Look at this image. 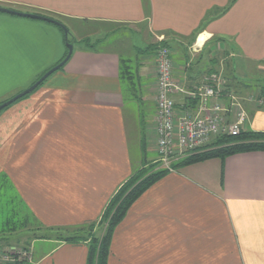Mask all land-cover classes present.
<instances>
[{"label":"crops","instance_id":"obj_1","mask_svg":"<svg viewBox=\"0 0 264 264\" xmlns=\"http://www.w3.org/2000/svg\"><path fill=\"white\" fill-rule=\"evenodd\" d=\"M230 3L0 0V7L64 25L80 22L78 43L101 35L90 32L98 26L141 35L128 52L166 44L174 79L186 91L222 71L227 86L243 99L248 115L244 129L264 132V0ZM28 19L0 13V53L29 48L33 65L42 68L53 46L54 62L59 61L60 34ZM156 52L142 56L140 69L148 82L143 100L153 104L144 110L148 124L140 117V106L124 100L119 67L126 55L82 45H74L63 69L0 116V169H7L43 233L99 222L117 190L136 171L157 162ZM41 72L15 89L25 88ZM9 91L0 93V100ZM174 99L179 112L195 107L184 94ZM234 115H229L230 122ZM147 136L152 140L150 156ZM36 242L40 247L30 250V264H87L86 244L59 242L55 236ZM108 264H264V152L213 158L165 175L115 229Z\"/></svg>","mask_w":264,"mask_h":264},{"label":"trees","instance_id":"obj_2","mask_svg":"<svg viewBox=\"0 0 264 264\" xmlns=\"http://www.w3.org/2000/svg\"><path fill=\"white\" fill-rule=\"evenodd\" d=\"M235 1L236 0H231L229 6H231ZM57 28L64 34V31L61 28L58 26ZM70 35L72 34L69 33V36ZM65 40L69 43L77 42V40ZM83 42L88 43L90 42V39L87 38ZM157 48L158 46L150 45L145 50L136 49L137 51L134 52L136 53L134 55L120 57L119 77L124 87V100L126 102H135L140 106L139 113L142 120L144 119L145 108L153 107V105H149L148 102L143 100L148 94V82H146L140 74L142 56L148 54L149 52V54L152 55L156 52ZM63 68L64 67L61 69ZM27 97L28 96L22 99ZM192 103L196 104V101H193ZM249 152H264V132L244 130L236 137L228 135L221 136L217 138L213 144H211V149L183 159L175 165V168L181 169L213 158H220L224 160L232 155ZM145 164H149V162H146ZM149 165V167H143L136 171V173L117 190L115 195L109 201L108 206L106 207L99 222H93L75 229H49L47 231L64 232V234L59 233L58 236L55 235V240L59 242L86 244L89 249L87 264H108L115 229L124 220L133 204L151 186L168 174L166 170L157 168V164ZM17 195L27 214L25 218L19 222L20 225H18V228H9L7 229L8 231L4 229V227L0 229V250H3L6 247L12 250L11 248L15 247L10 245L9 238L6 237L8 235H12V232H21L26 229L27 231L33 233L34 238L32 237V239L34 240L50 239L53 237V234L41 233L42 230L40 229V224L36 217H34L29 211L21 196L19 194ZM17 250L18 249L14 250V252ZM25 250L27 249L25 248ZM1 253L2 251H0V254ZM4 253L9 254V252ZM10 253L13 254L12 252ZM13 257H15L14 264H30L28 260L18 261V254L13 255Z\"/></svg>","mask_w":264,"mask_h":264},{"label":"built area","instance_id":"obj_3","mask_svg":"<svg viewBox=\"0 0 264 264\" xmlns=\"http://www.w3.org/2000/svg\"><path fill=\"white\" fill-rule=\"evenodd\" d=\"M174 69L170 47L160 44L156 52L154 132L158 160L155 164L168 173L177 172L175 165L183 159L211 149L217 138L239 136L248 121L243 99L230 90L222 71L206 75L201 84L189 92L174 79ZM176 94H184L188 103L196 101L193 110L179 112L174 99ZM257 103L261 106L263 101L257 100ZM231 113L235 114L234 122H230ZM15 254L19 256L18 261L32 263L30 250Z\"/></svg>","mask_w":264,"mask_h":264},{"label":"rangeland","instance_id":"obj_4","mask_svg":"<svg viewBox=\"0 0 264 264\" xmlns=\"http://www.w3.org/2000/svg\"><path fill=\"white\" fill-rule=\"evenodd\" d=\"M34 21L37 22L38 20H34ZM38 22H43L45 24H48L54 27V29L60 34L61 36V58L59 61L57 60L54 62L55 55H54L53 46H52L51 47L52 53H50V56H46L44 60L42 59L43 67L40 68V67L33 65L32 61L30 60V56H34V54L29 48L19 49V52L17 54H13L12 52L11 53L1 52L0 53V93L10 90L11 94L7 95L4 99L0 100V104L16 97L17 95L21 94L25 90L29 89L32 86V84H34L39 78H41V76H43L47 71H49L54 66L59 64L60 61L65 58L68 52L69 47H68V42L65 41L66 37L63 33H61V31L57 28V26L51 23H48V22H44V21H38ZM64 23L67 26V28H69L73 33V35L68 36V38L66 39H69L71 41L78 40L81 33L79 34L77 31H80L83 29L81 25L82 23L80 22H64ZM84 27L88 28V26H84ZM107 30L108 29L106 27L100 28L98 26H94V28H90V32L93 33V32L101 31L100 32L101 35L92 36L90 38V42L88 43L75 42L74 45L76 46L82 45L90 49L118 50V51H122L126 56H129L130 54L131 55L136 54L134 52H128V51H131V48H130L131 44L132 43L135 44L136 41L139 40L141 35L137 34L136 32L130 31V30H123L119 32L118 31L113 32V31H107ZM133 38H135L136 40ZM14 56L16 57V59H14ZM39 71H42V72L41 74H39V77L37 78V80H34L33 82H31L25 88H22L24 87L22 86L20 90H17L18 89L17 87H19L18 85H21V84H24L30 81ZM54 74H52L49 78H52ZM15 87L17 89H15ZM16 102L11 104L7 108H5L0 113V116L3 115L4 112H8L10 107L15 105ZM148 103L149 105H153L151 104L150 100H148ZM151 110H149V112ZM144 120L148 124L150 120L149 116H146ZM151 141L152 140L147 136L146 137V142H147L146 155L147 156L151 155V146H152ZM17 194H18V190L16 189L15 184L10 177V174L7 172V169L6 170L0 169V229H2L3 227L6 230L9 228H18V225H20L19 222L22 221V219L25 218L27 214L24 210V207L20 203V200L18 199ZM44 233L53 234V236L55 235L58 236L59 233L64 234V232H57V231H53V232L47 231ZM11 234L12 235L7 234L8 236L6 237L9 238L10 245H13L15 246V248L18 249L17 252L22 251L23 249L25 250V248L27 250H32L34 247H40V245L36 242V240L32 239V237L34 238L33 233L30 231H27L26 229L22 230L21 232H12ZM0 251L6 252V253L11 252L10 248L8 247ZM1 257H2V262L0 264H14L13 255H6L4 253ZM4 257H9V259H4Z\"/></svg>","mask_w":264,"mask_h":264},{"label":"water","instance_id":"obj_5","mask_svg":"<svg viewBox=\"0 0 264 264\" xmlns=\"http://www.w3.org/2000/svg\"><path fill=\"white\" fill-rule=\"evenodd\" d=\"M0 13H4V14H8V15H15V16H20V17H24V18H29V19H34V20H39V21H44V22H48L51 23L55 26H58L59 28H61L64 31V35L66 38H68L69 36V29L60 21L56 20V19H52L49 17H45V16H41V15H37V14H27V13H20V12H16L10 9H6V8H1L0 7ZM68 52L66 57L56 66H54L52 69H50L49 71H47L43 76H41V78H39L34 84H32V86L25 90L24 92H22L21 94L17 95L16 97L0 104V113L7 108L8 106H10L11 104L15 103L16 101L28 96L29 94L33 93L35 90H37L42 84H44V82L55 72H57L58 70H60L62 67H64L66 65V63L70 60V58L73 55L74 52V43H69L68 42Z\"/></svg>","mask_w":264,"mask_h":264},{"label":"bare ground","instance_id":"obj_6","mask_svg":"<svg viewBox=\"0 0 264 264\" xmlns=\"http://www.w3.org/2000/svg\"><path fill=\"white\" fill-rule=\"evenodd\" d=\"M205 38H206V35H205V36H202V37L199 39L197 45H198V46H201V45L203 44V42L205 41Z\"/></svg>","mask_w":264,"mask_h":264}]
</instances>
